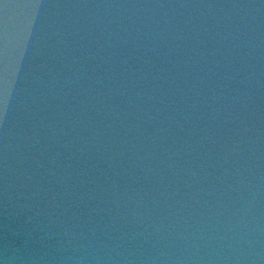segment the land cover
Segmentation results:
<instances>
[{
  "label": "water",
  "instance_id": "95a60500",
  "mask_svg": "<svg viewBox=\"0 0 264 264\" xmlns=\"http://www.w3.org/2000/svg\"><path fill=\"white\" fill-rule=\"evenodd\" d=\"M0 264H264V0H0Z\"/></svg>",
  "mask_w": 264,
  "mask_h": 264
}]
</instances>
